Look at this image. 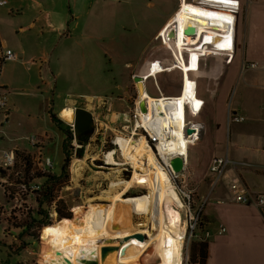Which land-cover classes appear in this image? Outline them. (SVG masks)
<instances>
[{
	"label": "crops",
	"instance_id": "obj_1",
	"mask_svg": "<svg viewBox=\"0 0 264 264\" xmlns=\"http://www.w3.org/2000/svg\"><path fill=\"white\" fill-rule=\"evenodd\" d=\"M238 1L246 16L242 32L238 31L233 7L226 10L236 17L234 40L241 52L240 75L234 81L225 82L224 93L225 98L228 93L234 94L228 108L244 115V124L229 132L230 149L226 147L223 154H218L223 142L222 127L217 123L219 111L203 97L205 106L198 118L203 130L200 140L191 147L206 154L203 163L210 157L206 164L210 176L209 164L216 156L227 155L232 161L246 162L250 166L228 164L221 176L218 196L203 205V221L211 232L205 243L204 264H264V215L252 204L233 201L229 189V184L238 180L248 192L264 193V70L240 72L243 59L264 63V0ZM185 3L235 6L236 0H5L0 6V44L11 49L16 58L6 61L0 74V83L7 91L8 107L7 123L0 111V130L7 131L13 139L0 136V157L4 149L17 145L18 152L26 158L23 162L19 156V167L27 171L30 181L40 184L43 178L35 176L34 172L49 170L36 158H31L34 149L21 138L34 134L42 140V154L52 160L50 172L58 174L64 134L52 116L59 118L61 113L70 120L72 109L90 101L97 106L107 105L108 111L111 107L112 112L107 116L114 120V115L127 107L132 77L142 74L151 59L164 57L156 36L174 15L176 6ZM232 16L228 14L226 18L235 22ZM223 28L234 35L233 26L228 24ZM235 54L236 49L234 58ZM224 69L225 66L215 82L218 87ZM57 83L61 89L78 87L82 93L60 98ZM209 116H214L210 120L211 131L205 122ZM192 173L195 179L197 176ZM3 178L0 174V182ZM209 189L198 192L197 200L210 198ZM0 190L3 195L0 202L5 203L7 197L1 187ZM219 195L226 196L225 204L219 202L222 201ZM22 196L23 203L34 201L29 194ZM7 210L5 207L8 213ZM215 221L225 227L223 234L217 233L219 224ZM240 225L250 228L255 225L250 232L256 243L249 247L243 260L234 261L228 259L227 254ZM42 247L39 228L0 224V264H39ZM192 254L195 256V248ZM51 258V253H46L43 263L51 264Z\"/></svg>",
	"mask_w": 264,
	"mask_h": 264
},
{
	"label": "rangeland",
	"instance_id": "obj_2",
	"mask_svg": "<svg viewBox=\"0 0 264 264\" xmlns=\"http://www.w3.org/2000/svg\"><path fill=\"white\" fill-rule=\"evenodd\" d=\"M181 2V1H180ZM179 2V4H180ZM179 4L176 6L175 11L177 10ZM201 6L204 17L208 20L209 23L212 22L215 26L224 27L226 25L233 26V31L235 35V22L231 20H227L226 16L230 14L232 16L231 11H228L227 7H235L230 5H217L215 3H204V5L199 4ZM174 11V13H175ZM173 13V14H174ZM234 17V16H233ZM238 21V31L242 32L245 22V13L244 9L240 6L237 8V15ZM225 21L230 23L226 24ZM158 39V40H157ZM156 43H160V52L164 56V62L169 63V50L161 44L159 38H156ZM200 38V42H201ZM159 41V42H158ZM240 48L236 46V56L233 58L232 62L225 66L223 74L220 76V84L219 87L216 86L215 83L218 80L220 75V71L222 70L221 64L219 61H213L210 58H206L202 69L200 70L198 76L196 77V94L204 97L209 104L212 105L214 110H218L217 116V123L222 127V147L218 154H223L224 150L229 148L230 149V142H228L229 132L235 128L241 127L244 124L243 122L239 123H228L227 121V109L230 106V102L234 98V94L228 93L225 98L224 93V84L225 82L234 81L240 74H239V59H240ZM262 62V61H259ZM263 63V62H262ZM255 72L258 70H249L250 72ZM158 84L161 88V91L164 95H175L180 92V84H181V72L179 70H174L168 73H163L157 76ZM127 95L130 96L127 98L128 103L125 110L130 106V100L134 97V91L132 87L129 88ZM219 89V90H218ZM146 90L152 96H156V90L153 87L152 79L148 78L146 80ZM216 90L218 92L216 93ZM56 91L60 94V98L64 97L66 94L70 97H76L78 93H82V90L72 87L67 89H61L60 85L57 83ZM81 96V95H80ZM78 98V97H77ZM81 98H84L83 96ZM79 107V106H78ZM76 107V108H78ZM84 108L94 115L97 119V123H104L107 127L104 129H98L97 133H92L87 138H83V142L81 147L74 148L72 142L69 144V149L71 151L69 164L67 166V172L62 174L61 178L58 182H56L54 189H53V196H54V205L53 208L58 207L63 211H69L71 217L75 214L71 219L59 221L60 219L57 218V212L55 209L54 215H48L49 225L47 226L41 225L39 222H35L33 227H37L40 230V237L42 239L43 247L41 250L40 255L38 256L39 264H44V255L46 253H51L52 258L51 264H73L77 261V259L84 257L86 255H81V240L80 238H75V232L80 229V226L74 223L73 218L80 215L86 209L90 207H103V206H110L112 202L114 203V207H116L115 212L118 217H121V221L129 225V230L132 234H135L137 230H142L143 238H148L149 235H155L157 233V223H155L154 216L151 213H134L130 210L128 205H124L121 203L120 198L117 199V196H122L121 198H126L130 196H136L140 194L148 193L149 188L147 178L139 175V173H134V170L131 164L127 163L126 158L121 154V151L116 149L112 156L113 160L118 162L117 164H108L105 162V155L108 151L115 149L116 147L112 144L115 135L120 136L118 133V120H109V116L107 113H111L110 110L108 111L107 105H93L90 101H87L80 108ZM214 116L207 117L206 126L207 129L210 127L211 131V119ZM110 121V122H109ZM7 123V122H6ZM5 123V124H6ZM69 125V124H68ZM99 127V126H98ZM70 128V127H69ZM70 130V129H69ZM207 131V130H206ZM7 132V131H6ZM8 133V132H7ZM116 136V137H117ZM128 138V137H126ZM136 138V137H135ZM132 138L134 140H138ZM81 143L77 141V144ZM82 149V155L78 157L75 152L76 150ZM188 151V163H187V171H194L195 175L197 176L193 181L198 184V192L204 193L208 188L210 193V198L207 197L206 201H211L212 199L216 198L218 187L221 183V177L219 180H215V176L211 172V176L207 173L206 164L210 160L203 163V159H206V154H202L200 152L194 151L193 147L189 146L187 148ZM20 158L24 162V157L20 152L16 155L18 161L16 166H14L13 171L9 176V181L12 182V185L8 187L11 194L15 193L18 189V183L20 180H26V172L18 177L15 172L19 171L24 173V170L20 168ZM58 163H55L57 166ZM210 165V164H209ZM194 166V167H193ZM37 172V171H36ZM138 172V171H137ZM38 173V172H37ZM0 174L5 175L6 172L0 169ZM66 175V176H65ZM123 181L129 180L130 186L124 192L122 188L124 184L119 183L117 185H111L113 181ZM203 180V181H202ZM207 181V183L205 182ZM134 182L138 183H146V184H135ZM41 183V182H40ZM172 183V182H171ZM173 186V184H172ZM197 192V194H198ZM25 195L22 193L18 197V201L14 202L10 200V204H16L10 212L4 211L0 214V224H11V225H23L29 221L28 217L32 216V211H35L37 207L35 201L31 200V203L21 202L20 198ZM22 196V197H21ZM0 199H3V195L0 190ZM114 199V200H113ZM219 199L225 204L227 198L225 195H219ZM18 203V206H17ZM199 202L197 201L196 204ZM52 203L48 206L49 214L53 211L51 210ZM171 206L168 205L166 207V212H162V219L167 222L169 217V208H176L173 202L170 203ZM226 205H229L226 203ZM46 206V205H44ZM118 206V207H117ZM128 207V208H127ZM25 208V210L23 209ZM124 208L125 211L122 210ZM8 211V210H7ZM5 212L7 214H5ZM51 212V213H50ZM124 212V213H123ZM130 213V214H129ZM123 214V215H122ZM127 214V215H126ZM120 215V216H119ZM128 216V217H127ZM125 218V219H124ZM129 218V219H127ZM47 219V218H46ZM127 221V222H126ZM219 224V221H215ZM115 224V225H114ZM182 224V222H181ZM221 225V224H219ZM218 225V226H219ZM217 226V227H218ZM247 225H240L238 230L235 231V239L231 244L227 258L234 260V261H241L245 258V255L249 253V247L256 243L255 237L251 234L250 230L255 225H251L246 227ZM42 227V228H41ZM115 227V228H114ZM118 224L112 223L109 227L110 233L116 230ZM135 227V228H134ZM180 228V227H179ZM113 229V230H112ZM134 232V233H133ZM179 232V231H178ZM134 236V235H133ZM78 239V240H77ZM111 239V240H110ZM119 238H109L107 242L108 244H112L117 242ZM110 240V241H109ZM186 237L183 240L181 254L182 258H184L185 253L192 255V246L195 242L189 241L186 242ZM78 241V242H77ZM151 245V246H150ZM255 246V245H254ZM154 249V250H153ZM161 252V253H160ZM162 254V255H160ZM67 258L69 262L65 260ZM167 259L169 264L171 263V254L168 248L161 247L160 251L154 247V244L150 243L147 248L143 251L141 258L136 262V264H163V260Z\"/></svg>",
	"mask_w": 264,
	"mask_h": 264
},
{
	"label": "built area",
	"instance_id": "obj_3",
	"mask_svg": "<svg viewBox=\"0 0 264 264\" xmlns=\"http://www.w3.org/2000/svg\"><path fill=\"white\" fill-rule=\"evenodd\" d=\"M5 3V0H0V6ZM239 7V1L236 0L235 5V14L237 15V8ZM236 24V17H235ZM236 25H234L235 28ZM170 28L165 30V26L159 31L156 38H159L161 44H163L169 50L170 62L165 63L162 57L153 58L148 61L146 66L145 74H135L132 77V89L134 91V97L130 100V106L128 109L119 111L116 113L115 118L119 121L120 127L117 131L120 136L126 138H135L140 139L143 138L148 146V148L152 151L153 156L156 159V162L159 164L161 169L165 170L168 174L170 181L173 184V189L177 193L178 201L173 202L175 209L179 213V221L177 225L182 230V234L180 237L181 248L183 240L186 237V242L192 241L197 243H206L211 236V232L208 227L205 226L203 221L202 209L203 205L207 199L204 197L202 200L198 201V184L193 181L194 175L192 171H187V163H188V151L187 148L189 146L195 145L201 137V131L203 130V124L198 120L200 114L202 113L205 106V99L196 94V77L198 76L206 58L211 59L210 53L207 55L200 54L195 57L194 60L191 61L189 57V52L184 50L182 51V56L184 61L187 63V74L183 68H181L179 59H178V51H173L168 46V42L171 38ZM235 38V35H234ZM202 41V40H201ZM202 42L198 39V41L193 45L194 47H199ZM201 49V47H199ZM197 49L196 51H198ZM235 43H233V48L231 49V56L225 62L219 61L222 66H226L230 64L234 58L235 53ZM16 58L15 53L0 44V74L2 70L3 64L8 60H14ZM192 63V64H191ZM174 70H179L181 72V84L180 91L183 89L185 82L188 83L189 91L191 92V100H185L183 102V106L180 107L178 105L177 97L178 94L175 95H164L161 91V88L158 84L157 75L161 73H168ZM249 70H264V63H261L256 60H247L243 59L240 64V72H246ZM148 78L152 79L153 87L156 90V96H152L146 90V80ZM138 83L143 85V89L145 94L148 96H139L138 92ZM264 86V85H263ZM7 91L0 83V111L4 116V122L8 119V107L6 103ZM159 103L162 107V110H158L154 103ZM169 115L171 119L174 121L181 120L182 129L173 131L170 128H166L163 124V118ZM245 120V116L233 111L231 108L227 110V121L228 123H238ZM93 123H94V133H97L98 129H104L106 126L104 123H97V119L93 115ZM70 131L73 134V126L69 124ZM99 126V127H98ZM187 129H191L190 132H187ZM185 137L186 143V151L185 153H179V155L183 159V168L179 172H174L170 165V160L174 155H176L171 149V143L173 142V138L182 135ZM0 136L9 139L8 133L3 129L0 130ZM115 135L112 144L118 148L115 143ZM23 138L33 149L34 154L31 158H36L38 162H41L42 165L47 170L53 169V163L50 157L44 156L42 154V140L34 135L27 134L22 135ZM72 144L74 148L81 147L82 143L77 144V140L73 138ZM19 147L17 145L12 146L9 149H4L1 153L0 157V169L5 171L6 174L3 175L4 178L0 182V187L7 197V201L5 203L0 202V214L3 213L5 207H7L8 212L16 206V204H10V200L17 202L18 197L24 193L31 195L32 193L41 190L40 184L36 182H27L23 181L18 183V189L15 193L11 194L8 187L12 185L10 182L9 176L16 166L17 157ZM21 154V153H20ZM30 157V154H28ZM113 158V156H112ZM141 165H143V160L141 159ZM234 164L236 167H249L250 164L246 162H237L230 160L227 155L225 156H216L212 158L209 170L216 177L215 180H219V178L223 175L225 168L228 164ZM130 164V163H128ZM133 168V167H132ZM138 173H141V170H137ZM15 174L20 177V170L15 172ZM135 184H146V183H138ZM147 186V184H146ZM148 187V186H147ZM229 189L232 193L233 201L242 204H252L256 206L258 209L262 211L264 215V193H250L244 186V184L238 180L233 181L229 184ZM197 201L199 202L198 204ZM54 201L52 202V211H53ZM25 210V208H24ZM51 213V212H50ZM54 215V211L49 214ZM182 222V224H181ZM225 232V227L221 224L217 227V233L223 234ZM181 251V250H180ZM182 256V254H181ZM180 256V264H201L200 257L196 254L194 257L188 253H185L184 258Z\"/></svg>",
	"mask_w": 264,
	"mask_h": 264
},
{
	"label": "bare ground",
	"instance_id": "obj_4",
	"mask_svg": "<svg viewBox=\"0 0 264 264\" xmlns=\"http://www.w3.org/2000/svg\"><path fill=\"white\" fill-rule=\"evenodd\" d=\"M233 9L235 10V7ZM233 18L235 19V17ZM168 28L173 32L171 34L173 36H171L167 44L173 51H178L179 63L185 71V74H187V63L182 56L183 49L189 52L191 61L199 53L203 55L210 53L211 60L223 62L227 61L231 56V49L234 43L233 33L223 27L209 23L205 19L202 8L199 5L190 3L180 5L167 25H165V30ZM200 38L202 39V43L199 45L201 49L193 46ZM197 49L199 50L196 51ZM146 72L145 70L142 74ZM138 92L140 94L139 96L142 94H144V97L148 96L145 94L141 83H138ZM191 96L188 83L185 82L183 89H181L177 97L178 105L182 107L185 100H191ZM154 105L158 110H162V107L156 101ZM163 124L166 128H170L173 131L182 129L181 120L174 121L168 114L163 118ZM172 140V151L176 155L185 153L187 146L183 134ZM115 143L118 146L117 149L126 158L127 163H130L133 167L134 173L137 174V170H141L139 175L147 178L149 188L146 194L126 198H121L122 196L118 195L117 199L120 198L121 203L128 205L134 213H151L154 216L155 223H157L158 230L155 235H149L148 238L140 239L133 236L134 234L129 230L130 224L123 223L121 217L119 219L116 218L118 216L116 215V207H114L113 202L110 206L90 207L73 218L74 223L80 226V229L75 232L74 240H76L75 238H80L81 240V255H86V258L96 257L99 260V264H136L141 258L143 251L152 243L157 251H160L161 247L169 249L172 259L170 264H180V237L182 230L177 225L180 219L179 213L175 208L170 207L168 221L165 222L162 219V212H166V207L168 205L171 206V202L178 201L177 193L173 189L168 174L156 162L152 151L148 148L143 138L134 140L132 138L117 136ZM113 152L114 150H110L105 155L106 163H118L112 158ZM141 159L143 160V165L139 162ZM119 183L124 184L119 194L124 193L130 186L129 180L113 181L111 185H117ZM122 210L125 211L124 208ZM112 223L118 224V227L110 233L109 227ZM135 232V234L143 233L142 230ZM109 238L119 239L117 242L107 245L106 241ZM103 245H106L108 249L104 255L103 262H100V247ZM167 261V259L163 260V264H169ZM73 264H78V261Z\"/></svg>",
	"mask_w": 264,
	"mask_h": 264
},
{
	"label": "trees",
	"instance_id": "obj_5",
	"mask_svg": "<svg viewBox=\"0 0 264 264\" xmlns=\"http://www.w3.org/2000/svg\"><path fill=\"white\" fill-rule=\"evenodd\" d=\"M52 118H53V121L56 123V125L59 127V129L64 134V140L62 143L63 159H62V163H61V167H60V172L58 174L51 173L50 171L44 172V173H40V172L37 173L36 171L34 172L35 176L42 177L43 180L40 183L41 190L36 191V192L31 194V197H33L35 203L37 204L36 205L37 207L35 208V211H32L33 213L35 212V214H32V216L28 217L29 221L26 222L25 224H23V225H26L29 227H32L35 222H39L41 225H44V226H47L46 224L49 225L50 222L48 220V215H49L48 206L54 201L53 189H54L56 182H58L59 179L61 178L62 174L67 172V166H68L69 160H70L71 151L69 149V144L72 142V140L74 138L73 134L69 130L70 126L65 124L58 117L52 116ZM83 138H87V137L81 136L80 138L77 139V141L84 143ZM81 152H82V149L80 148L79 150H76L75 154L78 157H80V155H82ZM24 159L26 162V158H24ZM22 174H25V170H24V173H21L20 175H22ZM26 177H27L26 180L22 179L19 181V183L22 181L24 183H27V182L33 183L32 181H30L31 177L28 176L27 171H26ZM44 205H46V206H44ZM55 208H56L55 211L57 212V218L58 219L62 218L59 221L71 219L75 215V214H73V216L71 217L69 211H63V210L59 209L58 207H55ZM193 248L196 249V254L199 255L201 264H204V260L206 257L205 243H195V244L193 243L192 249ZM192 256H193V254H192Z\"/></svg>",
	"mask_w": 264,
	"mask_h": 264
},
{
	"label": "water",
	"instance_id": "obj_6",
	"mask_svg": "<svg viewBox=\"0 0 264 264\" xmlns=\"http://www.w3.org/2000/svg\"><path fill=\"white\" fill-rule=\"evenodd\" d=\"M236 28V27H235ZM172 34V33H171ZM235 43V40H234ZM236 48V43H235ZM59 118L66 122L67 124H72L73 126V137L77 140L81 136H90L94 132V123H93V115L91 112L84 108H74L72 109V118L70 120L65 119L61 113L59 114ZM191 129H187V132H190ZM171 168L174 172H179L183 168V159L180 155H174L170 160ZM134 236L142 239V234H134ZM108 247L103 245L100 247V262H103L104 255L107 252ZM67 262L68 259L65 258ZM78 264H99V260L96 257L84 258L81 257L77 259Z\"/></svg>",
	"mask_w": 264,
	"mask_h": 264
}]
</instances>
